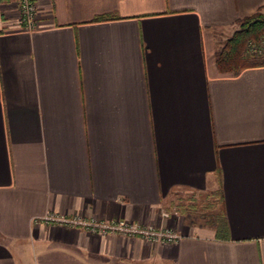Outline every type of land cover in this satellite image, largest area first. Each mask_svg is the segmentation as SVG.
<instances>
[{
	"label": "crops",
	"instance_id": "obj_1",
	"mask_svg": "<svg viewBox=\"0 0 264 264\" xmlns=\"http://www.w3.org/2000/svg\"><path fill=\"white\" fill-rule=\"evenodd\" d=\"M37 1L25 30L0 0V264H264V64L216 61L264 0ZM49 212L181 237L36 220Z\"/></svg>",
	"mask_w": 264,
	"mask_h": 264
},
{
	"label": "built area",
	"instance_id": "obj_2",
	"mask_svg": "<svg viewBox=\"0 0 264 264\" xmlns=\"http://www.w3.org/2000/svg\"><path fill=\"white\" fill-rule=\"evenodd\" d=\"M21 29L33 30L38 27L39 5L37 0H15ZM249 51L264 52V34L258 40H249L246 44ZM162 215L168 217L169 211L163 210ZM46 224L57 223L77 227L87 232L99 235L120 234L130 237H140L149 242H175L181 234L170 226L157 227L154 224L136 220L118 219L104 220L94 215L64 214L49 212L36 219Z\"/></svg>",
	"mask_w": 264,
	"mask_h": 264
},
{
	"label": "trees",
	"instance_id": "obj_3",
	"mask_svg": "<svg viewBox=\"0 0 264 264\" xmlns=\"http://www.w3.org/2000/svg\"><path fill=\"white\" fill-rule=\"evenodd\" d=\"M238 23L240 28L217 51V65L223 73H238L245 66L264 64V56L246 53L247 42L258 40L264 34V13L255 12L243 17ZM212 219L220 232L223 225L221 217L216 216Z\"/></svg>",
	"mask_w": 264,
	"mask_h": 264
},
{
	"label": "rangeland",
	"instance_id": "obj_4",
	"mask_svg": "<svg viewBox=\"0 0 264 264\" xmlns=\"http://www.w3.org/2000/svg\"><path fill=\"white\" fill-rule=\"evenodd\" d=\"M240 28V24H236L234 27H231L230 29H228L226 31V35L225 37L221 40V45H219V48L222 47L224 45V43L235 33V31H237ZM228 37V38H227ZM246 53L248 55H259V56H264V52L263 53H256V52H252L249 51L246 47ZM210 208L206 205V203H204L203 200H197L196 202V206L194 208H191L190 210H188L189 213V220L190 219H197L198 221H204L206 220L205 218L207 217L208 213L210 212ZM203 216L205 218H203Z\"/></svg>",
	"mask_w": 264,
	"mask_h": 264
}]
</instances>
